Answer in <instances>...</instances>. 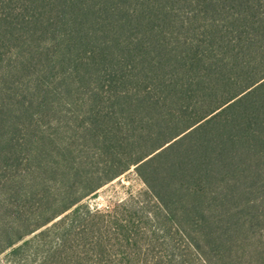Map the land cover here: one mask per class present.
I'll return each mask as SVG.
<instances>
[{
	"label": "trees",
	"instance_id": "16d2710c",
	"mask_svg": "<svg viewBox=\"0 0 264 264\" xmlns=\"http://www.w3.org/2000/svg\"><path fill=\"white\" fill-rule=\"evenodd\" d=\"M132 168L198 264H264V0H0V256L90 264Z\"/></svg>",
	"mask_w": 264,
	"mask_h": 264
},
{
	"label": "rangeland",
	"instance_id": "374dc122",
	"mask_svg": "<svg viewBox=\"0 0 264 264\" xmlns=\"http://www.w3.org/2000/svg\"><path fill=\"white\" fill-rule=\"evenodd\" d=\"M81 204L93 212H100L112 222L103 227V234H98L101 240L90 237L89 243L83 246L82 258L90 264H179L181 260L183 264H198L196 256L187 248L174 226L153 221L149 214L155 212L156 206L134 168L103 186ZM123 230H128L127 235L131 234L129 240L123 235L119 237ZM57 244L58 240H53V246ZM89 244L94 250L87 254L85 251ZM181 254L183 258L180 260ZM0 264H9L7 255L0 256Z\"/></svg>",
	"mask_w": 264,
	"mask_h": 264
}]
</instances>
